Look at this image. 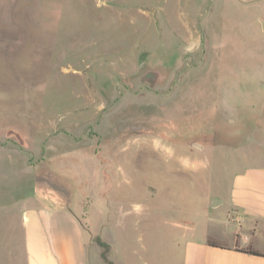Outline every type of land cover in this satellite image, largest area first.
I'll list each match as a JSON object with an SVG mask.
<instances>
[{
    "label": "rangeland",
    "instance_id": "rangeland-1",
    "mask_svg": "<svg viewBox=\"0 0 264 264\" xmlns=\"http://www.w3.org/2000/svg\"><path fill=\"white\" fill-rule=\"evenodd\" d=\"M250 91L264 0H0L1 236L45 206L80 221L91 264L96 238L112 264H180L264 160V124H236Z\"/></svg>",
    "mask_w": 264,
    "mask_h": 264
},
{
    "label": "crops",
    "instance_id": "crops-1",
    "mask_svg": "<svg viewBox=\"0 0 264 264\" xmlns=\"http://www.w3.org/2000/svg\"><path fill=\"white\" fill-rule=\"evenodd\" d=\"M238 97L248 98L249 104L237 109L236 124L244 118L246 108L249 124H264V92H244ZM256 160L234 175L230 186L218 188L227 205L226 221L203 224L199 237L174 254L180 264H264V256L244 251L264 254V160ZM222 202H214L212 208ZM209 209L210 203L204 209L206 214ZM23 218L20 236L0 234V264H12L19 248L24 264H91L88 238L74 215L40 206L29 207ZM208 238L226 247H211Z\"/></svg>",
    "mask_w": 264,
    "mask_h": 264
},
{
    "label": "trees",
    "instance_id": "trees-1",
    "mask_svg": "<svg viewBox=\"0 0 264 264\" xmlns=\"http://www.w3.org/2000/svg\"><path fill=\"white\" fill-rule=\"evenodd\" d=\"M96 243L99 246L104 248V251L101 253V258L103 260H105L108 264H112L111 262H108L107 259H106L105 249L108 248V245L105 244L104 242H101V240L99 238H96ZM207 244L209 246H211V247H216V248H225L226 247L223 243H221V242H219V241H217V240H215L213 238H208ZM244 251L247 252V253H250V254L264 256L263 253H260L258 251L252 250V249H245Z\"/></svg>",
    "mask_w": 264,
    "mask_h": 264
}]
</instances>
